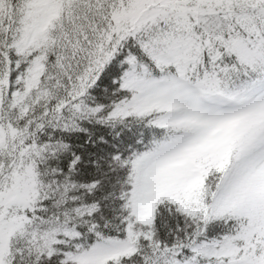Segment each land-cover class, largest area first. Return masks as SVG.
Masks as SVG:
<instances>
[{"label": "snow or ice", "instance_id": "1", "mask_svg": "<svg viewBox=\"0 0 264 264\" xmlns=\"http://www.w3.org/2000/svg\"><path fill=\"white\" fill-rule=\"evenodd\" d=\"M0 264H264V0H0Z\"/></svg>", "mask_w": 264, "mask_h": 264}]
</instances>
